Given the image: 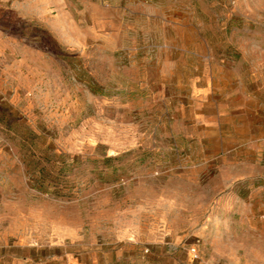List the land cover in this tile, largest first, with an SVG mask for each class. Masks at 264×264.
<instances>
[{"label": "rangeland", "instance_id": "374dc122", "mask_svg": "<svg viewBox=\"0 0 264 264\" xmlns=\"http://www.w3.org/2000/svg\"><path fill=\"white\" fill-rule=\"evenodd\" d=\"M0 264H264V0H0Z\"/></svg>", "mask_w": 264, "mask_h": 264}]
</instances>
